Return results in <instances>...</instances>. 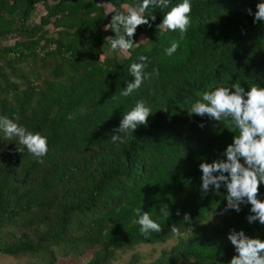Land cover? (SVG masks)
<instances>
[{"label":"trees","instance_id":"16d2710c","mask_svg":"<svg viewBox=\"0 0 264 264\" xmlns=\"http://www.w3.org/2000/svg\"><path fill=\"white\" fill-rule=\"evenodd\" d=\"M105 1L113 14L139 3ZM181 2L150 6L143 15L151 27L138 26L135 44L123 51L105 39L115 35L106 30L112 14L96 0H0V117L48 142L41 163L0 132V258L113 264L141 244L171 240L155 258L131 252L126 264H230L237 255L231 230L264 241V225L247 219L250 204L224 211V185L201 190L199 164L226 159L238 130L207 114L189 115L218 86L264 87V21L253 22L262 0H190L183 38L160 25ZM38 4L44 13L32 21ZM173 41L179 48L168 56ZM141 55L152 76L124 97L134 79L130 65ZM139 99L151 109L147 124L113 143V129ZM257 198L264 201V183ZM136 208L163 230L142 235Z\"/></svg>","mask_w":264,"mask_h":264},{"label":"clouds","instance_id":"9594fccd","mask_svg":"<svg viewBox=\"0 0 264 264\" xmlns=\"http://www.w3.org/2000/svg\"><path fill=\"white\" fill-rule=\"evenodd\" d=\"M170 4L171 0H139L138 6L129 7L126 14L123 12L112 14L111 22L106 26V30L110 26L115 35L105 38L110 41L111 49L119 48L127 51L132 48L135 44L133 37L138 26L151 27L149 18H146L143 13L150 6L163 10L169 8ZM256 8L253 22L264 21V0L258 3ZM191 11L190 0H182L181 3L171 6L170 10L164 13L160 25L172 31L179 30L183 38L190 26ZM247 11L250 15L252 14L251 9ZM150 18L155 21L156 16L151 15ZM178 48V42L173 41L165 52L171 56ZM138 61L130 65L129 72L134 79L128 82L121 91L120 94L124 97L130 96L141 87L146 79L152 76V73L145 71L148 58L141 55ZM193 113L201 117L207 114L210 119L217 122H221L222 119L229 121L239 132V135L233 136V142L226 147L224 152L226 159L199 164L202 171V192L206 194L210 190V185L214 186L217 191L224 185L227 188V205L224 211L234 209L239 212L240 205L248 203L251 205L252 213L247 217L249 223L258 220L261 225H264V201L257 198L259 186L264 183V87L253 84L246 91L241 87L240 82L233 83L230 87L218 86L203 93L201 99L191 106L189 115ZM150 115L151 109L146 106L143 99L135 101L134 107L123 114L119 126L113 129L112 142L121 141L122 134L129 131L134 132L138 126L146 125ZM200 126L203 127V124ZM0 132H3L8 139L16 138L36 161L43 162L42 158L48 152V142L40 132H30L6 116L0 117ZM161 211H167L170 214L168 209H161ZM135 213L138 217L137 222L141 225L142 235L147 236L151 232L159 233L163 230L147 211L136 208ZM177 215H179V210ZM183 219L185 222H190V215L185 213ZM171 232L179 233L174 224L171 225ZM227 239L237 253L232 257L230 264H264V241L250 238L243 230L234 229L229 232Z\"/></svg>","mask_w":264,"mask_h":264},{"label":"rangeland","instance_id":"374dc122","mask_svg":"<svg viewBox=\"0 0 264 264\" xmlns=\"http://www.w3.org/2000/svg\"><path fill=\"white\" fill-rule=\"evenodd\" d=\"M98 4H101L106 13L108 14H113L114 13V8L113 6L105 1V0H96ZM127 12V11H126ZM44 13L43 7L41 4H38L36 6V10L34 12V14L32 15V21H38L39 20V16L41 14ZM173 241H167L164 244L161 245H152V244H141L139 246H137L134 250L132 251H127L123 254H121V256L119 257V259L117 261H115L113 264H126L128 257L130 255L131 252H137L139 253L140 257L144 260V261H149L153 258H155L161 251V249L163 248H168L171 246ZM73 260H61L58 264H72ZM76 263L82 264L81 261L77 260ZM0 264H24L23 262L19 263L18 261H16L15 258L9 257V256H2V258H0Z\"/></svg>","mask_w":264,"mask_h":264}]
</instances>
